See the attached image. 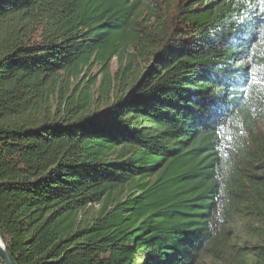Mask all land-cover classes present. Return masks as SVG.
<instances>
[{"label":"trees","instance_id":"trees-1","mask_svg":"<svg viewBox=\"0 0 264 264\" xmlns=\"http://www.w3.org/2000/svg\"><path fill=\"white\" fill-rule=\"evenodd\" d=\"M0 237L18 264H264V3L0 0Z\"/></svg>","mask_w":264,"mask_h":264},{"label":"water","instance_id":"water-1","mask_svg":"<svg viewBox=\"0 0 264 264\" xmlns=\"http://www.w3.org/2000/svg\"><path fill=\"white\" fill-rule=\"evenodd\" d=\"M0 260L3 264H18L13 255L6 248L2 238L0 237Z\"/></svg>","mask_w":264,"mask_h":264},{"label":"rangeland","instance_id":"rangeland-1","mask_svg":"<svg viewBox=\"0 0 264 264\" xmlns=\"http://www.w3.org/2000/svg\"><path fill=\"white\" fill-rule=\"evenodd\" d=\"M117 67H118V62H117V60H114L113 65H112L113 70H116ZM98 208H99V205H97L94 210H96Z\"/></svg>","mask_w":264,"mask_h":264},{"label":"snow or ice","instance_id":"snow-or-ice-1","mask_svg":"<svg viewBox=\"0 0 264 264\" xmlns=\"http://www.w3.org/2000/svg\"><path fill=\"white\" fill-rule=\"evenodd\" d=\"M262 3H264V0H261Z\"/></svg>","mask_w":264,"mask_h":264},{"label":"bare ground","instance_id":"bare-ground-1","mask_svg":"<svg viewBox=\"0 0 264 264\" xmlns=\"http://www.w3.org/2000/svg\"><path fill=\"white\" fill-rule=\"evenodd\" d=\"M0 243H1V240H0Z\"/></svg>","mask_w":264,"mask_h":264}]
</instances>
